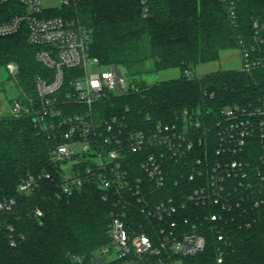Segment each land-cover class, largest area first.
I'll use <instances>...</instances> for the list:
<instances>
[{
	"label": "trees",
	"instance_id": "trees-1",
	"mask_svg": "<svg viewBox=\"0 0 264 264\" xmlns=\"http://www.w3.org/2000/svg\"><path fill=\"white\" fill-rule=\"evenodd\" d=\"M18 9L15 0L0 2V13L7 17ZM46 10L87 26L93 38L91 52L105 64L137 68L152 60L156 70H181L177 77L141 84L138 90L110 94L95 103L97 116L116 115L130 130L159 120L174 122L188 114L204 116L215 138L222 109L264 101V65L192 74L198 64L220 59L224 50L238 49L241 41L249 48L255 45L254 24L264 26V0H67L61 8ZM259 34L264 41V28ZM39 49L29 41L26 26L0 37V66L18 62L12 78L18 96L26 101L36 96V76L47 73L37 60ZM252 55L264 59V42ZM65 109L66 114H75L85 108ZM55 143L32 116H0V199L17 200L13 212L0 214V264H93L109 243L108 198L94 184L69 192L60 189L59 166L51 160ZM211 146L215 155L216 147ZM201 150L203 143L196 153ZM261 153L260 144L252 139L244 157L258 164ZM30 175L38 183L26 193L20 184ZM251 197L224 212L223 220L210 218L221 211L217 207H189L202 217L196 223L207 243L202 251L184 257V264H264V185ZM10 224L26 235L16 246L8 239ZM219 229L226 233L223 240L218 239ZM100 264L116 261L103 259Z\"/></svg>",
	"mask_w": 264,
	"mask_h": 264
},
{
	"label": "built area",
	"instance_id": "built-area-1",
	"mask_svg": "<svg viewBox=\"0 0 264 264\" xmlns=\"http://www.w3.org/2000/svg\"><path fill=\"white\" fill-rule=\"evenodd\" d=\"M15 1L19 4L15 14L0 13V37L26 26L29 41L40 47L36 57L47 73L36 76L34 98L11 99L10 114L34 117L56 140L51 160L59 166L61 190L86 184L103 189L112 210L109 243L100 249L101 256L122 264H184V257L202 251L207 243L196 223L202 217L189 207H217L221 211L210 218L223 220L224 212L244 205L264 185V101L222 109L216 139L204 116L188 114L174 122L159 120L130 130L125 119L102 118L94 112L95 103L105 96L138 90L139 84L128 83L122 66L105 64L92 54L90 29L61 15H49L42 0ZM254 26L255 45L249 48L241 41L238 48L246 70L264 65L263 58L252 55L264 42L259 34L264 26L257 22ZM7 69L12 75L18 70L12 62ZM71 105L85 109L66 114L65 107ZM252 139L262 149L258 164L244 157ZM202 143L203 152L197 154ZM37 183L30 175L20 190L28 193ZM16 207L14 197L0 199V214ZM225 237L219 229L218 239ZM25 238L9 225L12 246Z\"/></svg>",
	"mask_w": 264,
	"mask_h": 264
},
{
	"label": "rangeland",
	"instance_id": "rangeland-1",
	"mask_svg": "<svg viewBox=\"0 0 264 264\" xmlns=\"http://www.w3.org/2000/svg\"><path fill=\"white\" fill-rule=\"evenodd\" d=\"M63 2L64 0H42L45 9L61 8L63 6ZM12 63H15L17 69H19L18 62L12 61ZM122 68L128 83L134 82L139 85L153 84L154 82L159 80L177 77L181 73V70L177 67L156 70L152 60L147 61L144 65H140L137 68H128L127 66H122ZM228 68H242V58L239 49L231 48L222 51L220 59L212 62L198 64L192 74L196 76H201L210 71ZM17 95L18 89L12 78V74L7 69V65L0 66V116L7 115L10 113V101ZM113 257L114 255L108 256V258L110 259ZM102 261L103 258L101 254L97 253L96 259L93 260V264H100L102 263Z\"/></svg>",
	"mask_w": 264,
	"mask_h": 264
}]
</instances>
